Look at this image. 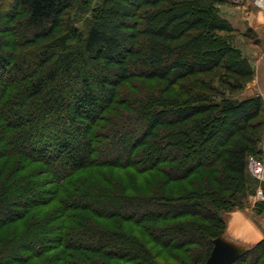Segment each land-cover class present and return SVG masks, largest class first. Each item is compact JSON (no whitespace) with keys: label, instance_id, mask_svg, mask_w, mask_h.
<instances>
[{"label":"trees","instance_id":"16d2710c","mask_svg":"<svg viewBox=\"0 0 264 264\" xmlns=\"http://www.w3.org/2000/svg\"><path fill=\"white\" fill-rule=\"evenodd\" d=\"M221 1L102 0L79 28L90 0H0V234L29 225L0 235V264L206 262L223 213L264 189L246 171L264 105L232 98L251 73L220 38ZM135 81L148 97L125 98ZM107 170L163 178L140 190ZM233 264H264V237Z\"/></svg>","mask_w":264,"mask_h":264},{"label":"rangeland","instance_id":"374dc122","mask_svg":"<svg viewBox=\"0 0 264 264\" xmlns=\"http://www.w3.org/2000/svg\"><path fill=\"white\" fill-rule=\"evenodd\" d=\"M103 2L102 0H90V5L87 7L89 12H86L85 14H77V7L73 9V14H75V26L82 28L85 25V20H91L93 17V12L97 10L98 8H103ZM101 6V7H100ZM86 9V10H87ZM106 9V5H104L103 10ZM79 13V12H78ZM216 15L217 17L224 22L226 25L229 26L230 32L220 34V38H224L227 40L228 45L232 48V50H235L237 52L236 57H238L240 60L244 61V64L246 68L251 73L250 80L246 83L242 84V88L239 89L237 92H235L232 95V98H239V99H245V98H251L250 96H257L255 93H257L262 87H264V15L257 12V10L253 8H246L244 6H237L234 4H230L226 2L225 0H222L219 4L216 5ZM212 44H210L208 41H206L203 45V57H199L200 61H204L207 58L211 57L213 53L212 50ZM210 52V53H209ZM209 54V55H208ZM210 77V76H209ZM211 78V77H210ZM217 79V78H216ZM216 83H220L213 79ZM134 88L130 86H126L124 90V94L128 97H125L127 100L129 97L136 96L135 98H145L148 97L147 95L151 92V87L149 85H146L145 83L141 81H135ZM223 88V86L221 87ZM124 96V95H123ZM252 96V97H253ZM262 99V97H260ZM130 101V100H129ZM263 102V100H262ZM131 103L134 105L135 103L131 101ZM136 105V104H135ZM264 105V103H263ZM264 115V114H263ZM211 139L206 145V148H210L212 144ZM263 141V140H262ZM160 141L157 143V146L160 145ZM155 145V144H154ZM154 148V147H153ZM261 150V156L258 157H250L253 159L256 158H262L264 155V143L260 145ZM191 152V151H190ZM108 156V151L106 149H100L99 151V158H106ZM204 157H207V154L204 153ZM247 175L248 180L250 181H257L256 177L252 176V172L250 167L247 164ZM110 177V181L119 183L121 185H126L129 182L132 183V186L134 185L140 190H146L149 188L155 180L161 179L162 174L159 171H151L144 173L140 176H135L134 174L129 173H115L112 170H107L106 173ZM257 182H262L260 184H264V177L261 180H258ZM180 185V183H179ZM246 190L248 191L246 193V197L244 198L242 204L235 206L230 212L223 213V217L229 215L230 213H240V215H245L251 226L255 229V232L257 231V237L258 239L255 240V242H250L247 246H240L236 243H231L239 246L242 249H251L254 247L259 241H261L264 237L263 231H264V189H262L261 186H258L256 190L253 192L249 186H246ZM59 209V203H51L50 205L46 207H42L36 211L30 216L29 219L34 220H40L44 221L47 216H49V219H52L54 216H52L53 213H55ZM41 211V212H40ZM40 212V213H39ZM47 220V219H46ZM52 226H56L58 222L52 223ZM28 220H24L22 223L12 225L10 227H7L5 232L1 233L0 235L9 236L11 233L16 232H23L28 227ZM76 225H69L70 228H74ZM226 226V225H225ZM139 237L142 238L143 242H147V239L144 235H142V230L138 231ZM228 233V232H227ZM221 237V236H220ZM222 237H226V228L224 233L222 234ZM227 238V237H226ZM225 238V239H226ZM244 247V248H243ZM172 254H175L174 252ZM171 254L164 252L163 255H161V259H159V262L161 264H175V260L170 257ZM38 262V261H36Z\"/></svg>","mask_w":264,"mask_h":264},{"label":"water","instance_id":"95a60500","mask_svg":"<svg viewBox=\"0 0 264 264\" xmlns=\"http://www.w3.org/2000/svg\"><path fill=\"white\" fill-rule=\"evenodd\" d=\"M247 251L248 249H242L221 236L213 240L212 250L204 264H233Z\"/></svg>","mask_w":264,"mask_h":264},{"label":"built area","instance_id":"2783aa9c","mask_svg":"<svg viewBox=\"0 0 264 264\" xmlns=\"http://www.w3.org/2000/svg\"><path fill=\"white\" fill-rule=\"evenodd\" d=\"M230 4L253 8L264 15V0H225ZM247 164L250 167L252 176L261 180L264 177V155L261 159L248 158Z\"/></svg>","mask_w":264,"mask_h":264},{"label":"bare ground","instance_id":"6f19581e","mask_svg":"<svg viewBox=\"0 0 264 264\" xmlns=\"http://www.w3.org/2000/svg\"><path fill=\"white\" fill-rule=\"evenodd\" d=\"M233 231H234V235L238 236V238L242 241L252 242V241L256 240L255 237H257V231L255 232V229L251 226L248 218L246 216H243V215L238 216L237 220L235 219Z\"/></svg>","mask_w":264,"mask_h":264},{"label":"crops","instance_id":"0c3cea01","mask_svg":"<svg viewBox=\"0 0 264 264\" xmlns=\"http://www.w3.org/2000/svg\"><path fill=\"white\" fill-rule=\"evenodd\" d=\"M257 96H259V97H262V100H263V103H264V87H262L257 93H255ZM253 96V95H252ZM252 96H250V97H252ZM264 143V137H263V141H262V144ZM242 215V214H241ZM238 216H240V213H230L229 215H227V216H225V217H223V220H224V222H225V225H226V240H228L229 242H230V240L232 241V242H234V243H236L237 245L239 244L240 246H244L245 247V245L246 244H249L250 242H246V241H242V240H240L239 238H238V236H236V235H234V231H233V226H234V221H235V219L237 220V217ZM243 216H245V215H243ZM233 218V219H232ZM228 220V221H227ZM229 230V231H228ZM228 232V233H227ZM231 234V235H230ZM256 239H258L259 238V236L258 237H255ZM252 242H255V240L254 241H252ZM245 243V244H244ZM244 244V245H243ZM247 247L246 248H248L249 246L248 245H246ZM243 247V248H244ZM245 248V249H246Z\"/></svg>","mask_w":264,"mask_h":264}]
</instances>
